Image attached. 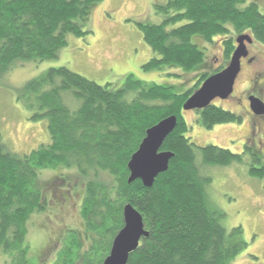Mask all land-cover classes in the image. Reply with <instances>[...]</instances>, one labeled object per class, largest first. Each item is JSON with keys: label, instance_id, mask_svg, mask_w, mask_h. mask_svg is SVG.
<instances>
[{"label": "trees", "instance_id": "16d2710c", "mask_svg": "<svg viewBox=\"0 0 264 264\" xmlns=\"http://www.w3.org/2000/svg\"><path fill=\"white\" fill-rule=\"evenodd\" d=\"M102 1L0 0V80L17 64L57 57L70 35L93 33L87 26ZM154 7L161 22L138 23L155 55L144 68L198 71L190 88L178 91L176 85L128 75L121 89L111 90L68 67L51 68L24 85L18 101L33 111V121H47L49 141L26 153L0 143V253L9 264H43L41 257L30 256L28 220L68 202L80 185L83 229H67L52 247L53 264H103L124 227L127 204L142 214L150 232L128 264H233L241 251L243 244L231 239L243 229L224 227V214L209 201L212 178L203 170L243 161L244 153L198 146L182 112L203 82L228 65L237 46L231 34H248L264 44V2L168 0ZM215 36L226 37L224 61L210 72L197 39L212 42ZM69 98L77 104L71 106ZM196 111L207 127L242 120L214 102ZM173 115L178 123L162 148L174 153L169 169L152 187L130 183L128 163L146 131ZM245 152L252 158L250 174L264 177V166H255L259 152L248 144ZM43 171L73 174L43 181Z\"/></svg>", "mask_w": 264, "mask_h": 264}, {"label": "rangeland", "instance_id": "374dc122", "mask_svg": "<svg viewBox=\"0 0 264 264\" xmlns=\"http://www.w3.org/2000/svg\"><path fill=\"white\" fill-rule=\"evenodd\" d=\"M167 1L103 0L94 9L87 26L93 33L85 37L70 35L67 45L55 58L14 66L0 80V143L16 152L26 153L49 141L47 121H33V111L19 102L18 97L23 94V87L28 81L45 75L51 68L68 67L102 86L109 84L111 90L121 89L128 75L149 84L176 85L178 91L190 88L198 71L185 72L167 67L164 70L144 68L155 55L144 41L138 23L161 22L163 16L156 12L154 5L166 4ZM230 36L236 43L238 35ZM225 39L224 36H215L212 42L197 39L205 49L206 67L210 72L223 64ZM248 51L252 61L246 63V58L242 59L243 68L234 87L236 97L240 98L248 88L253 74L264 72V44L253 40L248 44ZM68 102L71 106L77 104L71 98ZM214 103L241 115V122L207 127L202 125L201 116L196 110H183L182 116L190 128L188 136L200 147L215 145L237 154L244 153L243 161L228 166L209 165L203 171L212 178L209 201L213 209L224 214V227L227 231L239 226L243 229L240 236L231 239L243 244L233 264H264V177L250 174L252 158L245 152L246 144L252 145V140L255 141L257 146L254 148L259 152L261 162L254 165L257 168L264 166V125L261 124V131H256L244 99H217ZM60 172L63 171H43L40 179L48 181L56 175L73 174ZM82 196L83 187L80 185L76 195L68 202L52 204L44 212L34 213L30 217L27 239L30 242L31 257H41L43 264H53L55 252L51 253L52 247H58V240L64 238L67 229H83L79 207ZM0 264H9L3 253H0Z\"/></svg>", "mask_w": 264, "mask_h": 264}, {"label": "water", "instance_id": "95a60500", "mask_svg": "<svg viewBox=\"0 0 264 264\" xmlns=\"http://www.w3.org/2000/svg\"><path fill=\"white\" fill-rule=\"evenodd\" d=\"M253 38L248 34L236 38V49L230 62L220 72L209 76L183 104V110H202L216 99L226 100L234 92L238 76L242 70V59L249 54L248 44ZM252 111L264 114V102L253 96L250 98ZM178 123L176 116L158 122L146 131L138 150L132 155L128 169L129 182L140 180L145 187H152L157 177L169 169L174 153L162 150L166 138ZM150 236L142 214L131 204L124 207V227L115 236L109 255L103 264H128L131 254L136 252L140 243Z\"/></svg>", "mask_w": 264, "mask_h": 264}, {"label": "flooded vegetation", "instance_id": "af4514ba", "mask_svg": "<svg viewBox=\"0 0 264 264\" xmlns=\"http://www.w3.org/2000/svg\"><path fill=\"white\" fill-rule=\"evenodd\" d=\"M243 59H245V58H243ZM245 60H246V63H250L252 61V56L249 55L248 58L246 57ZM242 68H243V65H242ZM253 96L261 99L264 102V72H262V73L255 72L253 74V77L249 83V86L244 91L242 98L236 97L235 92H233V94L226 100H236L237 99L238 101H240V100L244 99L248 105V108H249L248 114L251 117L250 121H251L253 127L254 128L256 127V131H257V129H259L261 131L262 130L261 124L264 125V114L263 115H257L252 111L251 104H250V98ZM239 116H241V115H239ZM254 128H253V131H254ZM252 142H254L253 144H255V146H253V144L251 146H253V148L256 147L257 145H256L255 141L252 140Z\"/></svg>", "mask_w": 264, "mask_h": 264}]
</instances>
